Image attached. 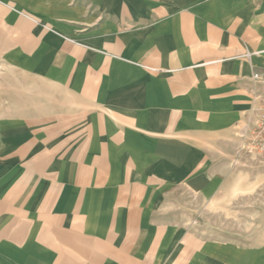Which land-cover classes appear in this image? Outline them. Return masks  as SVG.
Returning <instances> with one entry per match:
<instances>
[{"label":"crops","instance_id":"1","mask_svg":"<svg viewBox=\"0 0 264 264\" xmlns=\"http://www.w3.org/2000/svg\"><path fill=\"white\" fill-rule=\"evenodd\" d=\"M38 1L54 34L37 45L39 95L68 98L66 131L41 128L33 163L30 137L4 136L0 264H179L160 194L218 188L214 161L238 144L264 75V4ZM62 47L81 58L59 65Z\"/></svg>","mask_w":264,"mask_h":264},{"label":"rangeland","instance_id":"2","mask_svg":"<svg viewBox=\"0 0 264 264\" xmlns=\"http://www.w3.org/2000/svg\"><path fill=\"white\" fill-rule=\"evenodd\" d=\"M255 2L264 4V0ZM39 3L38 0H0V154L6 147L5 134L19 128L22 135L30 137L29 144L21 146L30 149L27 156L31 163L37 158L41 128L54 131L58 125L56 132L62 135L66 131L65 125L61 128L60 111L68 100L39 95L45 90L39 86L37 45L39 40H51L54 35L41 23ZM126 34L134 35L115 33ZM65 49H58L64 55L57 59L59 65L67 64L69 56L81 58L75 50ZM49 60L55 62L54 54ZM140 67L144 72L158 73L151 66ZM249 105L248 94V109ZM237 143L214 161L212 173L218 179L215 192L198 194L178 188L160 194L159 218H164L178 237L176 255L177 250L185 247L181 256H177L181 258L179 264H264V154L253 156L246 149L240 151L239 139ZM182 238L185 241L178 242Z\"/></svg>","mask_w":264,"mask_h":264},{"label":"built area","instance_id":"3","mask_svg":"<svg viewBox=\"0 0 264 264\" xmlns=\"http://www.w3.org/2000/svg\"><path fill=\"white\" fill-rule=\"evenodd\" d=\"M250 105L238 134L240 151L246 149L253 156L264 154V75L254 73L249 87Z\"/></svg>","mask_w":264,"mask_h":264}]
</instances>
